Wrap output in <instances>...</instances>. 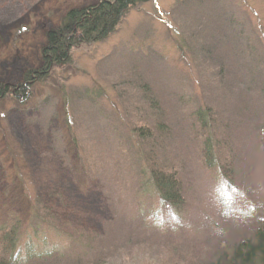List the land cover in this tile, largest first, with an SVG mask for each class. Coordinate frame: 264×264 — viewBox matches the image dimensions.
Segmentation results:
<instances>
[{"label":"rangeland","instance_id":"obj_1","mask_svg":"<svg viewBox=\"0 0 264 264\" xmlns=\"http://www.w3.org/2000/svg\"><path fill=\"white\" fill-rule=\"evenodd\" d=\"M99 2L0 0V84L14 87L25 71L41 66L46 33L68 11ZM120 20L108 38L73 49L70 63L37 82L27 99L15 91L0 96V221L15 211L19 242L41 211L43 221L55 217L52 231L70 236L113 229L108 243L116 250L103 264H197L221 235L264 225V0H153L130 7ZM251 27L261 36L259 48L238 58L246 42L237 33L243 29L249 37ZM181 34H191L187 42L195 44L186 43L184 56L176 47ZM151 97L165 120L146 101ZM205 103L214 106L215 135L196 128L193 113ZM147 128L152 138L143 137ZM206 140L215 160L229 166L231 160L236 173L220 194V178L202 157ZM135 142L149 152L155 146L166 158L160 160L164 170L185 190L186 206L161 209L156 220L160 206L149 201V220H139L145 228L132 226L143 194L127 169ZM173 212L184 220L167 249L161 242L174 228ZM116 218L122 223H106ZM129 233L138 237L127 242ZM65 235L35 238L51 247ZM159 242L161 248L153 245ZM94 245L77 243L68 251L82 258L92 250L88 257L95 258Z\"/></svg>","mask_w":264,"mask_h":264},{"label":"trees","instance_id":"obj_2","mask_svg":"<svg viewBox=\"0 0 264 264\" xmlns=\"http://www.w3.org/2000/svg\"><path fill=\"white\" fill-rule=\"evenodd\" d=\"M150 1L153 0H100L95 6L87 7L86 9L75 8L74 10L68 11L60 26L46 33V44L41 50L43 56L41 66L25 71L22 82L20 84H15L14 87H11L9 84H0V96L4 97L11 91H15L17 94H24L23 96H20V98L27 99L26 92L35 86L37 82L48 80V76L52 74L56 67L70 63L73 58V49L88 42H96L100 39L108 38L115 29L116 24L121 21L120 18L130 7H135L138 4H147ZM251 29L252 32L249 37L244 34L243 29H240L238 33L235 32L237 33L238 38H243L246 42L244 45L241 44L239 46L241 48H239L238 51V58L248 57L250 53L253 55L255 53V48H259V44L257 43L261 36L257 33L254 27H251ZM181 35L180 40L176 41V47L184 56V47L186 43L192 48L195 44L192 40L189 43L187 42L190 40L191 34ZM255 45L256 47H254ZM210 53L211 51H208V55H211ZM253 58L256 57L253 56ZM251 78L248 81H254V79ZM91 94L97 97L95 91ZM187 97L190 102L193 101L189 93H187ZM25 99L23 100L25 101ZM146 101L152 105L154 109L156 101L152 99V97L146 99ZM155 108H157L155 110L158 112V116L165 120L163 110L158 107ZM213 109L214 106L205 103L198 107L193 113L196 117V124L199 127L194 126L197 130L201 129L204 135L207 134V136L212 134L215 135L214 127L216 113L213 112ZM162 122V120L159 121L162 126L166 127ZM261 128V131H263L264 125ZM151 131H153V129L149 128L145 132V135L143 134V137L152 138ZM139 134L142 135L140 132ZM141 135L137 136L141 137ZM138 143L140 142L129 143V149L136 157L133 162L134 164L131 165L129 163L127 169L133 173L135 179L138 178L137 180L141 183V192H143L142 195H138V207H136L134 219L136 224L133 222L132 226L145 228L144 225L139 224V220L141 224H146L149 220L150 213L146 207L150 206L149 201L152 205L153 202H155L161 207H158V210L157 208L154 209L156 211L153 214L152 220H156L161 209L163 213V210L165 209L169 211L168 209H170V207L180 209L182 206H186V202L183 201L185 194V190H183V181L177 178L175 173L165 171L161 165L162 163L160 160L165 161L166 159L164 158V155L161 154V152H156L157 148L155 146V150L152 149V151L149 152L148 150L145 151L142 149L143 145L141 143L140 146H138ZM203 146L204 151L202 157L205 159L206 167L209 169H215L216 175L220 178V182L217 186V193L220 194L218 188H222L224 185L230 186L234 181L236 173H234V169H230V166L233 168V163L231 160L228 161L230 162L229 166V164H225V162L222 163V161H216L213 153L214 147L208 140L204 141ZM117 167L119 171L122 170L119 166ZM224 192L226 193L227 191L224 190ZM219 199L220 200L218 201L223 200L221 198ZM145 200H147L148 203L145 202ZM41 203L39 204L41 205ZM112 204V209H115L117 204H115V202ZM45 210L48 211L47 208H45ZM37 213L38 214H34L35 216H33V218H36H34L35 221L32 222L29 228L30 233H24L23 238L25 240L21 242H19V239L21 238L20 229L22 222L21 220L16 219L15 211H9L8 217L4 220L1 219L0 264H42L43 262V264H103V259H107L106 257L116 250L115 246L108 243L110 234L115 232L113 229L106 231L104 228L103 235L92 231L81 230L80 232L77 231V234L70 236V233H62L59 227V229L55 228L58 232L56 230L52 231L51 226L54 227L55 223V217L51 218L53 214H50L47 218L53 220L52 223H48L46 220H44L45 222L43 221L44 217L42 211L41 213ZM165 217L166 215L163 218ZM171 218L175 223L174 228L169 231V235L164 237V240L161 242L167 249L175 246L173 241L176 237L173 232L181 229L179 228V225L184 220L182 214H175L174 212ZM115 221L121 224L123 219L116 218L115 220L106 221V223L111 224L114 222L116 225ZM252 222L254 223V226L257 225L256 219ZM106 223H104V225H106ZM245 230L246 231L244 232H238L237 229H234L228 231L225 235H221L223 240L220 238L215 241V245L209 244L206 248L204 258H199L198 256L199 262L197 264H264V225H257V228L252 230H250L249 227H246ZM54 231L55 233L53 234ZM38 234H41L43 239L47 242L53 240L52 238L55 237L56 234L68 235H65L66 241L64 238L60 240L61 243L58 244L55 242V245L49 247L50 245L47 246L45 243L42 244L35 238V235ZM137 237L133 233H129L126 237L128 239L127 242L130 239H135ZM180 237H183V234L180 235ZM91 241L95 243L94 246L99 247L98 251L95 252L97 253L95 258L94 256L88 257L89 253H93L92 250L87 251L82 258L73 257V253L68 251L69 247L77 246V243H82L86 249L88 245H91ZM195 241H197V239H195ZM18 242L20 243L19 247L16 246V243ZM65 242L68 244L67 250L65 249ZM161 243H154L153 245L161 248ZM196 250H191V252ZM22 253L25 255L24 259H22ZM62 258H64L65 261L62 260ZM32 259L37 260L32 262Z\"/></svg>","mask_w":264,"mask_h":264}]
</instances>
